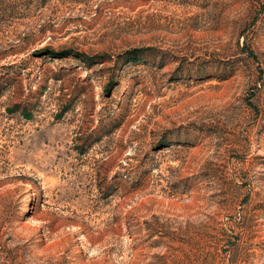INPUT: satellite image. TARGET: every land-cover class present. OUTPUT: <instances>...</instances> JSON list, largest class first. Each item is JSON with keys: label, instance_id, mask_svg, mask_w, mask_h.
Here are the masks:
<instances>
[{"label": "rangeland", "instance_id": "374dc122", "mask_svg": "<svg viewBox=\"0 0 264 264\" xmlns=\"http://www.w3.org/2000/svg\"><path fill=\"white\" fill-rule=\"evenodd\" d=\"M0 264H264V0H0Z\"/></svg>", "mask_w": 264, "mask_h": 264}, {"label": "trees", "instance_id": "16d2710c", "mask_svg": "<svg viewBox=\"0 0 264 264\" xmlns=\"http://www.w3.org/2000/svg\"><path fill=\"white\" fill-rule=\"evenodd\" d=\"M80 58H81V57H80ZM82 60H84V61H85L86 59H84V58H83ZM85 62H87V61H85Z\"/></svg>", "mask_w": 264, "mask_h": 264}]
</instances>
